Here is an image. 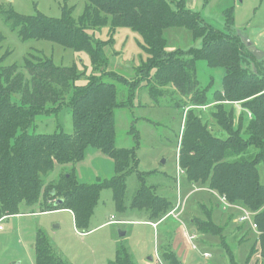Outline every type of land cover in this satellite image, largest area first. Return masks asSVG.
<instances>
[{
    "label": "trees",
    "instance_id": "16d2710c",
    "mask_svg": "<svg viewBox=\"0 0 264 264\" xmlns=\"http://www.w3.org/2000/svg\"><path fill=\"white\" fill-rule=\"evenodd\" d=\"M0 13L22 39H45L86 51L97 69L110 61L105 53L108 42L97 38L93 31L107 24L112 29L129 27L142 35L144 48L150 54L142 66L141 79L144 77L146 86L181 91L188 102L196 105L218 102V112L213 116L226 136L214 134L201 115L189 113L180 138L178 163L189 182L208 185L230 203L255 212L257 242L264 260V182L259 168L264 167V59L249 51L242 40L243 33L233 29L232 8L224 11V29L206 23L199 11L186 8L181 2L173 9L168 0H87L78 20L68 8L62 16L52 17L43 13L20 14L5 10L1 4ZM174 26L190 29L194 39L203 42L201 47L189 49L186 60L168 53L164 31ZM5 57L0 55V220L20 213L23 203L32 206L45 201L42 211L69 209L77 228L89 232L100 190L113 189L118 205H123L130 172L137 174L140 183L132 194V208L145 210L152 222L160 221L175 208L169 198L156 191V184L147 182V176L165 175L169 177L167 184L177 183V178L164 171H140L136 150L116 145L114 112L129 102V98L122 100L126 98L123 88L99 76H93L88 85H81L78 80L82 73L76 65H56L51 58L34 54L24 65L30 74L27 77L18 65H5ZM200 60L209 67L225 69L220 89L210 92L201 86L197 75ZM142 88L134 84L129 95L137 97ZM226 101L239 102L246 109L238 122L233 106L230 110L225 108ZM176 103L179 107L182 102ZM56 104L69 107L73 131L49 133L36 128L38 117L55 113L50 111ZM91 149L114 160L115 174L111 178L80 182L75 171H65L58 179L48 181L57 165L73 164L75 169L74 165L84 160ZM193 223L196 231L217 234L223 229L212 220L194 218ZM255 251L256 248L248 262ZM35 253V264L55 258L48 243L38 235ZM167 256L169 264H182L174 253ZM110 264L138 263L128 248L121 246Z\"/></svg>",
    "mask_w": 264,
    "mask_h": 264
},
{
    "label": "rangeland",
    "instance_id": "374dc122",
    "mask_svg": "<svg viewBox=\"0 0 264 264\" xmlns=\"http://www.w3.org/2000/svg\"><path fill=\"white\" fill-rule=\"evenodd\" d=\"M168 2L173 9L178 8L181 2L184 7L199 11L204 21L217 29L225 28L227 21L224 11L232 8L233 29L247 35L260 47L264 46V0ZM86 3L87 0H0V5L2 4L5 10L27 15L43 13L60 17L64 9L68 8L77 20L83 14ZM1 13L0 55H6L2 61L5 65L16 64L30 77L28 69L24 66L26 59L31 54L46 56L56 65H76L82 73L78 80L81 85H88L93 76H99L126 91V98L122 100L129 98L128 104L116 108L114 112L116 145L136 150L140 171H164L178 179L177 186V183L163 184L166 181L159 177L161 175L147 176V182L162 185L157 192L178 205L180 221L171 218L158 228L153 223L142 222L147 216L146 211L144 213L131 207L132 194L140 183L137 174L130 172L126 176L128 195L123 205H118L113 189L105 187L100 190L90 221L91 231L88 233L77 228L74 214L67 209L39 215L28 214L20 219V224L16 223L15 218L4 219L1 225L6 229L0 233V264H30L29 252L26 256L25 240L36 242L37 235L45 239L51 253H54L55 258H48L49 262L45 264H110L116 259L118 248L121 246L128 248L138 264H169L168 253H174L175 258L182 264H264L260 244L257 242L258 227L255 229L250 220L240 222L242 210L236 206H227L222 196L210 190L208 185L189 182L178 163L180 138L189 113L201 115L203 122L214 134L226 136V132L213 116L218 112V102L196 105L188 102L189 98L183 96L181 91L173 92L167 87L151 89L146 86L142 81L144 77L141 79L144 73L142 66L148 62L150 54L144 48L142 35L129 27L112 29L111 25L107 24L93 31L97 38L108 42L105 53L110 62L97 69L86 51H76L45 39H22L18 30L13 29ZM164 35L169 55L173 54V57L179 60L188 59L189 49L201 47L203 44L201 39L195 40L191 30L186 27H169L165 29ZM197 75L201 86H206L211 92L222 87L225 69L209 67L205 60H200L197 62ZM134 84L144 86L138 90L137 97L129 95ZM179 100L182 103L178 107L176 102ZM225 104H228L227 107L225 105L227 110L234 108L236 122L241 113L246 112L239 102L226 101ZM50 112L55 113L38 117L36 128L39 131H73V118L69 107L60 108L56 104ZM91 150H94L90 154L91 160L84 159L85 163L76 166L77 175L81 176L82 170L88 168L93 175L99 176L101 173L102 176L95 180L89 178V181L98 182L111 178L115 170L109 169L110 164L107 162H104L103 166L101 160L106 159L112 163L110 158L98 149ZM259 168L261 181L264 182V167L260 165ZM65 171L74 172L75 169L72 166L63 167L56 177H51L52 172L48 181L58 179ZM79 181L85 182L80 179ZM44 202H40V205L45 206L47 202ZM40 210H43L41 206ZM112 217L119 222L108 223ZM194 218L212 220L223 229L217 234L208 231L195 232ZM126 219L136 221L126 222ZM103 223L105 225H102ZM186 230L190 232L189 235L185 234ZM121 231H127V234L122 236ZM191 235H196L192 241L189 238ZM255 248L257 251L248 262L250 253ZM32 259L31 264H35V247L32 249Z\"/></svg>",
    "mask_w": 264,
    "mask_h": 264
},
{
    "label": "crops",
    "instance_id": "0c3cea01",
    "mask_svg": "<svg viewBox=\"0 0 264 264\" xmlns=\"http://www.w3.org/2000/svg\"><path fill=\"white\" fill-rule=\"evenodd\" d=\"M247 36V35H246ZM255 45L260 49L261 48V50H263L264 51V46L263 47H260L259 45H258V43L255 41ZM94 152V150H91L89 153H88V155H87V157L85 158V160L88 158V160H91V157H90V154H92L93 152ZM102 152V151H101ZM103 153V152H102ZM104 155H106V154H104ZM106 156H108V155H106ZM109 157V156H108ZM110 158V157H109ZM178 159V158H177ZM177 159H176V161H177ZM85 160H82V161H80V162H78L77 164H75L74 165V168H75V172H76V166L78 165H81V164H83V163H85ZM102 160V165L104 166V162H107L108 164H110V168L109 169H112V171H114L115 170V164H114V160L112 159V158H110V160L112 161V163L111 162H108V161H106V159H105V161H104V159H101ZM73 164H66V165H57L56 166V168H55V170L53 171V174H52V176L51 177H56L58 174H59V172L61 171V168H63V167H68V166H72ZM82 168H84V167H82ZM76 175H77V172H76ZM77 177H78V179H80V180H84L85 182H88V183H91V182H93V181H89V178L90 179H93V180H95V179H97V178H101L102 176H101V173H100V175L99 176H95V175H93V173H92V171L90 170V169H88V168H85V169H83L82 170V174H81V176H78L77 175ZM159 177H161V178H163L166 182H163V184H167L168 182H167V179L166 178H168L169 179V177H167V176H159ZM157 188H159V186H162L161 184H158V183H153ZM177 186H178V179H177ZM40 203H37V204H35V205H32V206H28V205H26L25 203H23V204H21V206H20V210H19V212L20 213H18V214H16V215H10V216H6V217H4L1 221H0V224H2L1 222L4 220V219H9V218H15L16 220V223L17 224H20L21 222H20V219H22V218H24L25 217V215H28V214H31V215H39V214H41V213H51L50 211H41L40 210ZM230 207H234V206H230ZM177 208H178V205L177 204H175V208L174 209H172L171 211H169V213H167V215L163 218V219H161L160 221H157V222H152V221H149V218H148V214H147V216L144 218V219H142L143 221L142 222H150V223H153V225L154 226H156V228H158V227H160V226H162L164 223H166L168 220H170L171 218H177L176 220H179L180 221V218H179V216H180V214H178V212H177ZM59 210H63V209H59ZM65 210V209H64ZM67 210H69V209H67ZM128 210V209H127ZM141 210V209H140ZM69 211H71V210H69ZM126 211V210H125ZM144 213H145V210H142ZM172 211H174V214H171V212ZM72 212V211H71ZM73 213V212H72ZM178 214V216H175V215H177ZM204 220V219H203ZM124 221V220H123ZM136 220L135 219H126V222H135ZM113 222H119V220H114V217H112L111 218V220H109L108 221V223H113ZM107 223V222H106ZM174 223H177L176 221H174ZM102 225H105V223H103ZM179 225V224H178ZM218 225V224H217ZM194 228H195V226H194ZM5 229H6V227H4L3 225H2V229L0 230V233L1 232H4L5 231ZM90 231H91V229H90ZM89 231V232H90ZM194 231L196 232V230L194 229ZM84 233H88V232H84ZM126 234H127V231H126ZM125 234V235H126ZM185 234L186 235H189L190 234V232L189 231H185ZM35 247V241L33 242V241H31V242H28L27 240H25V251H26V256H27V254H28V252H29V259H30V264L32 263V261H33V259H32V249Z\"/></svg>",
    "mask_w": 264,
    "mask_h": 264
},
{
    "label": "built area",
    "instance_id": "2783aa9c",
    "mask_svg": "<svg viewBox=\"0 0 264 264\" xmlns=\"http://www.w3.org/2000/svg\"><path fill=\"white\" fill-rule=\"evenodd\" d=\"M249 115L251 116V113H249ZM181 170V172H185V170L184 169H180ZM215 192V191H214ZM222 196V195H221ZM221 196H220V198H221ZM222 200H223V202L227 205V206H236V207H238L239 209H241L242 210V214H241V217H240V219H239V221L240 222H245V221H247V220H250L251 221V223H252V225H253V227L255 228V229H257V223H256V221H255V212H253V211H250L247 207H244V206H241V205H236V204H233V203H230L229 201H228V199L225 197V196H222ZM171 214H174V211H172L171 212ZM176 216V215H175ZM2 220V219H1ZM0 220V221H1ZM2 229V225L0 224V230ZM196 237V235H191V236H189V238H190V240L192 241L194 238ZM194 248H196V246L194 245ZM206 255H208V253L206 254Z\"/></svg>",
    "mask_w": 264,
    "mask_h": 264
},
{
    "label": "water",
    "instance_id": "95a60500",
    "mask_svg": "<svg viewBox=\"0 0 264 264\" xmlns=\"http://www.w3.org/2000/svg\"><path fill=\"white\" fill-rule=\"evenodd\" d=\"M242 40L244 42V44L247 46V48L249 49V51H251L255 56L257 57H262L264 55V51L259 49L255 43L253 42V40H251L248 36L246 35H242ZM59 201H63L62 199H59ZM122 236H124L126 234L125 231H121L120 232Z\"/></svg>",
    "mask_w": 264,
    "mask_h": 264
},
{
    "label": "flooded vegetation",
    "instance_id": "af4514ba",
    "mask_svg": "<svg viewBox=\"0 0 264 264\" xmlns=\"http://www.w3.org/2000/svg\"><path fill=\"white\" fill-rule=\"evenodd\" d=\"M259 59H264V55L262 57H258ZM264 61V60H263Z\"/></svg>",
    "mask_w": 264,
    "mask_h": 264
}]
</instances>
